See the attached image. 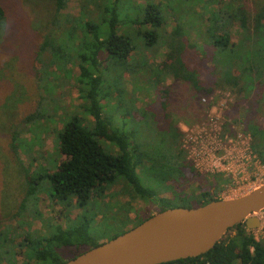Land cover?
I'll return each instance as SVG.
<instances>
[{
  "label": "trees",
  "instance_id": "obj_1",
  "mask_svg": "<svg viewBox=\"0 0 264 264\" xmlns=\"http://www.w3.org/2000/svg\"><path fill=\"white\" fill-rule=\"evenodd\" d=\"M95 1L101 3L97 10L91 6ZM131 1L80 0L81 14L74 16L62 14L68 0H54L55 7L48 21L34 24L38 34L33 39L34 58L40 63L43 55L48 57L43 77L64 69L68 62L78 67L76 83L81 111L68 113L62 119L59 151L66 159L54 169L27 181L18 215H27L29 203L39 200L44 183L51 194L67 201L74 197L76 205L83 209L94 193L119 183L122 192L131 199L152 204L156 208L154 214L179 207L177 200H192L201 206L221 199L204 192V201H200L174 189L170 180L182 177L188 166L192 170L179 126L167 121L171 116L167 101L172 89L176 91L181 86H187L198 100L224 87L233 89L240 101L252 100L251 105L256 108L248 115L251 120L248 128L256 138H264V1L252 0L254 6H249L248 0H175V5L169 0H148L137 8L131 6L130 9L136 11L135 16L123 17L121 10L130 6ZM8 16V11L0 4L1 32L9 25ZM234 18L240 23L241 34L237 43H230L226 28ZM194 33L198 38L207 35L212 49L210 60L195 52L190 39ZM142 46L157 52L161 47L167 50L165 61L156 69L144 66L130 79L132 91L136 92L143 87L139 83L150 84L156 74L161 81L165 76L172 77L166 104L159 108L162 127H152L147 119L129 125L125 113L116 123L105 111V100L112 95L113 84L123 86L125 81L121 69ZM1 65L8 67L6 63ZM51 66L56 70H51ZM113 71L115 76L108 80L109 72ZM46 83L50 85V81ZM37 121V112L28 113L19 121L10 133L13 149H22L31 141L17 138L21 124L32 125ZM0 131L11 130L4 123ZM15 157L22 162L18 155ZM147 180L156 187L151 188L145 183ZM165 182H168L167 188L174 189L171 198L158 194L157 187L164 186ZM148 210L135 226L152 216ZM91 223L84 215L67 227L50 224L47 232L38 238L26 236L19 244L26 248L22 262L14 259L16 245L11 230L1 231L0 264H64L101 243L102 233L92 230ZM230 231L235 234L231 235ZM161 264H264V239L258 240L251 229L241 223L230 229L207 253Z\"/></svg>",
  "mask_w": 264,
  "mask_h": 264
},
{
  "label": "rangeland",
  "instance_id": "obj_2",
  "mask_svg": "<svg viewBox=\"0 0 264 264\" xmlns=\"http://www.w3.org/2000/svg\"><path fill=\"white\" fill-rule=\"evenodd\" d=\"M147 1L132 0L130 6L121 10L123 17L135 16L136 11L130 9L131 6L137 8ZM169 1L172 5L176 3L175 0ZM0 4L9 13V25L4 32L0 30V127L7 123L11 130L0 131V232L11 230L16 245L13 258L22 262L26 248L19 244L26 236L38 238L45 234L50 224L67 227L69 223L87 215L92 222V230L102 233L99 236L102 242L135 226L145 210L149 209V214L153 215L156 208L152 204L141 199H131L122 192L120 183L94 193L84 209L76 205L74 197L67 201L51 194L44 183L39 200L29 203L27 215L17 214L27 190V181L54 169L66 159L59 151L58 133L63 127L62 119L66 114L81 111L76 83L79 69L73 62H68L64 69L47 78L43 76L46 73L45 62L48 57L43 55L40 63L34 58L33 39L38 36L34 24L48 21L55 7L54 0H0ZM248 4L254 6L252 0H248ZM100 5L99 1L91 4L95 10ZM252 10L254 12V7ZM62 12L79 16L80 0H68ZM206 25L205 23L204 26ZM226 31L229 33L230 43H237L241 34L238 19H232ZM204 37L198 38L195 33L192 34L191 45H195L194 50L198 55L210 60L212 49L207 35ZM166 51L164 47L157 52L142 46L131 56L126 67L121 69L120 72L125 76L123 86L115 87L113 84L112 95L105 100L106 114L114 117L116 123L123 119L125 113L129 125L139 119H147L152 127L161 126L159 108L166 104L172 77L165 76L161 81L156 74L150 84L139 83L143 87L136 92L132 91L130 79L144 66H153L151 68L156 69L165 61ZM4 63L8 67L1 65ZM51 70L55 71L56 68L53 66ZM109 73L105 77L112 80L114 71ZM47 81H50V85ZM193 94L187 86H181L176 91L172 89L167 101L170 103L171 112L167 121H174L179 126L187 160L192 164V170L188 166L182 177L170 179L174 189L178 188L184 195L200 201H204V192L223 199L250 192L243 188L264 180V138H256L248 128L251 123L250 111L256 106L251 105L252 100L240 101V96L229 87L217 89L209 96H203L201 100ZM31 112H37L38 121L32 125L21 124V134L17 135L20 140L31 141L26 147L15 150L12 148L10 133ZM3 119L5 121L2 123ZM87 119L92 120L91 117ZM262 121L264 128V120ZM192 139L195 140L191 142L195 151L191 152L189 142ZM16 155L22 162L17 160ZM145 183L151 188L156 187L152 181L147 180ZM166 183L168 182L157 187L158 194L171 198L174 189L167 188ZM177 203V206H197L192 200H177ZM35 209L39 211L37 214ZM259 216L262 217V213ZM251 231L258 240L264 239V225ZM230 233L234 235L235 231Z\"/></svg>",
  "mask_w": 264,
  "mask_h": 264
},
{
  "label": "water",
  "instance_id": "obj_3",
  "mask_svg": "<svg viewBox=\"0 0 264 264\" xmlns=\"http://www.w3.org/2000/svg\"><path fill=\"white\" fill-rule=\"evenodd\" d=\"M263 212L264 182L239 197L155 213L64 264H161L198 257L238 224L252 230L264 225Z\"/></svg>",
  "mask_w": 264,
  "mask_h": 264
},
{
  "label": "built area",
  "instance_id": "obj_4",
  "mask_svg": "<svg viewBox=\"0 0 264 264\" xmlns=\"http://www.w3.org/2000/svg\"><path fill=\"white\" fill-rule=\"evenodd\" d=\"M219 117H217V119H218ZM192 137V136H191ZM193 141H195V140H191L190 142H189V140H188V142H189V145H190V150L189 151H195V146L194 145H192L191 146V142H193ZM220 165H221V167H223V165H222V163H220ZM264 181V180H263ZM262 184V182L261 181H257V182H253L251 185H248L247 187H244L243 188V190H245V191H251V190H253V189H255V187L257 188L258 186H260ZM234 194H236V193H231V195H234Z\"/></svg>",
  "mask_w": 264,
  "mask_h": 264
},
{
  "label": "bare ground",
  "instance_id": "obj_5",
  "mask_svg": "<svg viewBox=\"0 0 264 264\" xmlns=\"http://www.w3.org/2000/svg\"><path fill=\"white\" fill-rule=\"evenodd\" d=\"M263 182H264V181H263ZM263 182H262V183H263ZM251 230H252V229H251ZM254 230H255V229H254Z\"/></svg>",
  "mask_w": 264,
  "mask_h": 264
}]
</instances>
